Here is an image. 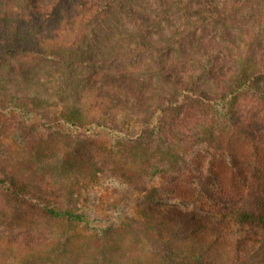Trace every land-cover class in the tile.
Returning a JSON list of instances; mask_svg holds the SVG:
<instances>
[{"label": "trees", "instance_id": "obj_1", "mask_svg": "<svg viewBox=\"0 0 264 264\" xmlns=\"http://www.w3.org/2000/svg\"><path fill=\"white\" fill-rule=\"evenodd\" d=\"M143 63L153 89L122 77ZM78 68L120 83L80 86ZM63 69L57 85L76 84L57 102L50 84ZM129 103L131 119L112 117ZM261 120L264 0H0V195L12 203L0 241L19 250L11 264H61L76 242L73 264H264L258 189L222 186L226 210L185 215L197 175L239 144L264 146ZM94 185L132 190L133 213L94 226L81 204ZM121 237L148 255L112 259Z\"/></svg>", "mask_w": 264, "mask_h": 264}, {"label": "rangeland", "instance_id": "obj_2", "mask_svg": "<svg viewBox=\"0 0 264 264\" xmlns=\"http://www.w3.org/2000/svg\"><path fill=\"white\" fill-rule=\"evenodd\" d=\"M262 25V23H260ZM249 26V29H256L255 25L249 23L247 24V27ZM252 33H255L258 35L255 31H251ZM253 36H256L252 34ZM45 42H51L53 39L48 36L47 34L44 35ZM130 43L128 42V45ZM132 44H130L131 46ZM132 48V47H131ZM133 51L130 53L129 56H132ZM132 60V59H131ZM149 65V64H148ZM62 67H65L64 65ZM66 69L60 70L53 76V83L50 84V94L52 100L58 101V97L60 94L67 90V88H72L71 84H76L74 81H68L67 84H59L57 85V81H65V77H62L63 72H65ZM76 77L80 80L79 85L81 86V81L85 78H87V82L91 80L93 82V88L97 87L100 91H110L112 90V86H114V80L116 81V85L120 83V80L118 76L112 75V74H106L105 71L102 69H94V70H85V69H75L74 71ZM112 73V72H109ZM151 77L147 74V70L145 67V64H140L137 67H128L125 71L122 77L125 78V81H132L135 78L138 80L135 81V84L137 86L144 90V86H148L150 89L155 88L154 85L158 80L156 76L152 74V72H149ZM111 75V76H110ZM137 76V77H136ZM114 77V79L112 78ZM52 79V77H50ZM112 78V79H111ZM111 79V80H110ZM143 80V81H142ZM42 81H45V79H42ZM144 82V83H143ZM123 83V82H121ZM147 84V85H144ZM93 93V90L91 91ZM90 94H84V97L82 98V101H80L81 106L88 107L90 106L94 101H92V97H90ZM120 96V95H119ZM110 97L107 96V98H103L101 100L102 103H99L98 108H105L108 107V99ZM122 100H125V98H121ZM106 104L108 106H106ZM124 104V103H123ZM121 108V107H120ZM107 109V108H106ZM136 110V107H134V104L129 103L125 109L122 111L121 109H115V115L113 114L112 117L116 116L118 119L123 121H128L127 119L130 118V116H134L133 113H130L131 111ZM99 114V109L97 110ZM113 112V111H110ZM98 114V115H99ZM105 115V114H104ZM110 115V113H109ZM131 119V118H130ZM259 132L264 135V123L263 121H259ZM103 134V132L101 133ZM231 165H234L232 167ZM217 168L212 171H202V173L199 176L200 178H197V180H194L193 190L192 194L193 196H197L198 198L195 200L194 204H191L192 206L186 208L185 215L187 217V220H191L193 218L192 213L197 212L200 214H203L211 209L213 214H216L217 212H221L223 210H226L224 207L223 210L220 208L223 206H227V204L224 203L226 199V195H224L222 192V186H227L228 188H240V190H244L246 197L248 194L252 193L253 191L249 190L250 187L255 191V189H258V193L264 194V146H260L257 144H239L236 148V150L231 153V155L227 158H221L218 161V164L216 165ZM252 168V169H250ZM251 170V173H248ZM220 185V186H219ZM254 185L256 187H254ZM250 192V193H249ZM256 192V191H255ZM223 194V195H222ZM133 191L122 189V190H112L109 189L108 186L104 188L100 185H94L90 190H88L83 199V202L81 203L84 207V210H93L95 211V222L93 223L94 226L100 225L103 223H117L116 216L119 214L125 215V214H132L134 211V207L132 205L133 201ZM6 202H8L10 205L12 204L9 202V200L4 198V196L1 197L0 195V213L6 214L5 210H11L9 208V204L7 205ZM5 203V204H4ZM216 204V205H215ZM8 207H7V206ZM215 205V206H214ZM219 209V210H218ZM26 211L27 215H31L30 208L27 207L24 209ZM1 215V214H0ZM190 215V216H189ZM5 215H1L0 218L3 219ZM39 233L38 241L43 242V240L47 237V230L45 231L44 228H39L37 230ZM256 234H263V232L258 231ZM1 240V239H0ZM74 249V254L70 253L69 259H63V263L61 264H69L68 260H71V263L73 264L72 260L75 257V259L78 260L79 257H77V253L81 249V246L79 242H76L71 245ZM115 250L113 252H109L112 254V259H117L118 256H125L126 258L132 257V256H147L148 250L147 247H145L141 242L134 243V242H126L122 237L120 240L116 242V245H114ZM93 246H90V248H87L85 251H88L89 249H93ZM93 252V251H92ZM19 250L16 246H10L6 244H2L0 241V264H8L15 261L13 259L14 255H19ZM79 254V253H78ZM119 254V255H118ZM90 256H84L82 257V260L89 259Z\"/></svg>", "mask_w": 264, "mask_h": 264}]
</instances>
